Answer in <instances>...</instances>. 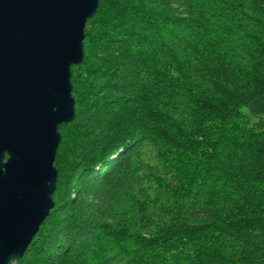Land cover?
I'll return each instance as SVG.
<instances>
[{
  "label": "trees",
  "instance_id": "obj_1",
  "mask_svg": "<svg viewBox=\"0 0 264 264\" xmlns=\"http://www.w3.org/2000/svg\"><path fill=\"white\" fill-rule=\"evenodd\" d=\"M84 49L11 263L264 264V0H100Z\"/></svg>",
  "mask_w": 264,
  "mask_h": 264
},
{
  "label": "water",
  "instance_id": "obj_2",
  "mask_svg": "<svg viewBox=\"0 0 264 264\" xmlns=\"http://www.w3.org/2000/svg\"><path fill=\"white\" fill-rule=\"evenodd\" d=\"M100 0H0V264L21 259L55 207L72 66Z\"/></svg>",
  "mask_w": 264,
  "mask_h": 264
}]
</instances>
